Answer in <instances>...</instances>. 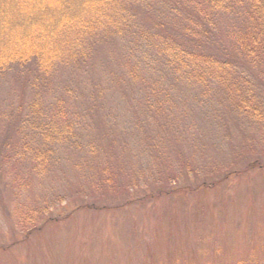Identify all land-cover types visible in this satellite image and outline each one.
Listing matches in <instances>:
<instances>
[{"label":"rangeland","instance_id":"1","mask_svg":"<svg viewBox=\"0 0 264 264\" xmlns=\"http://www.w3.org/2000/svg\"><path fill=\"white\" fill-rule=\"evenodd\" d=\"M179 2L181 4L182 0ZM140 3L142 6L145 0ZM146 3L145 12L159 1ZM72 4L75 8L78 6L74 1ZM193 4L184 1L181 4L184 13H188ZM222 11L218 14L221 19L216 20L219 30L213 34L231 50L235 36L232 34L225 39L227 27L224 24L226 21L240 23L247 10L240 13L232 7ZM81 13L83 17L88 15ZM89 15L86 23L90 24L96 15ZM234 23L228 30L236 34L238 29L234 28ZM66 39L71 42L72 36ZM23 40L28 43L26 38ZM52 41L50 39L46 46ZM19 42L21 40L15 36L13 43L19 45ZM94 43L95 46L90 47V64L85 69H80L73 59H63L60 54L59 59L50 62L55 63V69H50L45 77H33L31 72L35 70L30 68V79L26 80L30 81V86L25 87V93L19 82L11 81L14 74L5 73L0 82V114L8 111L12 94H26L25 102L29 103L30 95L39 93L44 100L42 107L63 93H72L74 98L68 100L74 103L72 109L80 113L86 107L89 109L92 102L102 104L99 98L104 96L103 111H109L113 117L105 118L100 112L95 115L96 120L102 127L112 126L119 133H128L129 116L125 118L109 109L112 99L125 111L127 103L118 90L108 86L107 76L119 69L123 44L120 42L116 46L103 40ZM231 83L226 86L227 90L231 89ZM9 85H13V90ZM190 94L194 95L193 91ZM174 97L178 101L181 95ZM190 97L192 100L186 99L185 104L177 106L179 114L186 117L185 125H189L178 129L180 133L171 136L173 139L168 140L165 147L158 146L157 154H154L156 149L152 143V154H142L140 144L143 145V140H138L140 144L130 141L129 160L119 161L116 166L111 164L113 170L119 168L122 173L119 178L112 179L111 184L103 185L104 179L92 181L94 166L88 164L84 154L80 159L74 154L76 151L68 149V156L61 155L59 159L57 147L60 145L47 147L50 150L40 168L37 164L25 168L7 162L0 169V264H263L264 167L230 174L220 185L196 191L184 190V185L192 184L194 178L187 170L184 174L182 169L187 164L192 166V174L200 175L209 168L221 167L225 174L224 169L233 161H236L233 167L241 169L242 164L237 162L251 161L257 155L263 159L264 122L245 119L237 122L232 116L229 118L233 121L228 118L222 122V107L217 105V119L215 115L208 116L207 107L211 104L194 101L196 93ZM195 118L199 122H193ZM5 130L6 127L0 125V139ZM112 149L116 155H121V147ZM15 156L16 149L12 154ZM179 169L184 180L177 174ZM132 178L137 179L136 187L124 184ZM166 178L168 182H164ZM168 186L171 188L166 191L168 194L160 195ZM120 190H124L123 197L113 200L114 194H121ZM95 200H104L108 206L93 209L106 204L94 203ZM82 206L93 208L83 209ZM25 213H31L33 218L36 216L37 221L32 220V225L21 228L15 222ZM31 226L37 230L31 232Z\"/></svg>","mask_w":264,"mask_h":264},{"label":"trees","instance_id":"2","mask_svg":"<svg viewBox=\"0 0 264 264\" xmlns=\"http://www.w3.org/2000/svg\"><path fill=\"white\" fill-rule=\"evenodd\" d=\"M73 1L78 5L76 8L72 6ZM157 1L158 5L145 12L148 0L142 6H139L140 0H0V82L5 73L14 74L11 81L19 82L25 93V87L30 86V81L26 80L30 79L31 69L35 70L31 72L33 77H45L50 69H55V63L50 62L59 59V54L63 59H73L80 69H85L90 64V47L95 46L94 42L103 40L116 46L121 42L123 50L121 47L119 69L107 76L110 80L108 86L124 97L126 111L113 99L109 109L123 114L125 118L129 116L131 121L128 133H119L112 126H100L95 118L97 113L102 112L105 118L113 117L109 111H103L104 96L99 98L102 104L92 102L89 109L86 107L80 113L72 109L74 103L68 100L74 98L72 93H63L42 107L44 100L39 93L31 94L29 103L25 102L26 94H12L8 111H1L0 114V125L6 127L0 139L1 170L7 162L25 168H30L31 164L43 167V160L51 147L60 145L57 147L59 159L61 155L68 156V149L76 151L74 154L80 159L84 154L88 164L94 166L92 181L101 182L104 179L103 185L111 184L112 179L122 176L119 168L113 170L111 167L119 165L118 162L124 159L129 160V150H132L130 141L140 144L138 140H143V145L140 144L142 154H152L154 144V154H157L158 146L165 147L168 140L173 139L171 136L180 133L178 129L189 125H185L186 117L179 114L177 106L186 99L192 100L190 96L195 93L197 97L194 101L211 104L207 107L210 111L208 116L219 118L217 105L222 107V122L231 116L237 122L243 119L264 122V2L182 0V3H194L193 7H187L189 12L184 13L180 0H154V3ZM232 7L240 13L247 11L240 23L226 21L224 24L227 27L225 39L232 34L235 36V45L229 50L228 45L216 40L213 33L219 30L216 29L221 19L218 14L223 12L222 9ZM81 12L88 15L83 17ZM90 13L96 16L89 24L86 22ZM100 16L104 17L98 21ZM233 23L238 29L236 34L228 30ZM15 36L21 40L19 45L13 43ZM71 36L72 41L68 42L66 37ZM50 39H53L50 45L53 49L46 46ZM229 74L233 75H230L232 83ZM230 83L231 89L227 90L226 86ZM9 86L13 90V85ZM191 91L194 95L190 94ZM177 94L181 95L178 101L174 97ZM118 146L122 148L120 156L112 149ZM15 149L17 157L14 158ZM262 160L264 158L257 155L251 161L237 162L242 164L241 169L233 167L236 162L233 161L224 169L226 175L221 172V167L209 168L200 175H194L192 166L184 164V174L187 170L194 178L192 184L184 185V190L213 188L230 174L263 168ZM178 172L181 175V171ZM179 177L183 179L184 175ZM136 182L137 179L132 178L124 184L136 187ZM164 182H168L167 178ZM185 182L189 183L186 179ZM169 189L168 186L165 192L159 194H168L166 191ZM122 191H119L121 194H114L113 200L119 201L123 197ZM104 202L95 200L94 203ZM106 206L108 202L94 208L82 207L101 209ZM33 217L31 213H25L18 216L15 224L19 223L21 228L26 224L32 225L36 216ZM33 230L37 229L31 226L30 231Z\"/></svg>","mask_w":264,"mask_h":264}]
</instances>
